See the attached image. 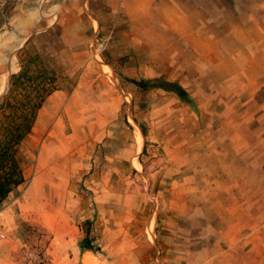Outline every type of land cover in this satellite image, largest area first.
Instances as JSON below:
<instances>
[{
    "label": "rangeland",
    "instance_id": "obj_1",
    "mask_svg": "<svg viewBox=\"0 0 264 264\" xmlns=\"http://www.w3.org/2000/svg\"><path fill=\"white\" fill-rule=\"evenodd\" d=\"M0 164V264H264V0H0Z\"/></svg>",
    "mask_w": 264,
    "mask_h": 264
},
{
    "label": "trees",
    "instance_id": "obj_2",
    "mask_svg": "<svg viewBox=\"0 0 264 264\" xmlns=\"http://www.w3.org/2000/svg\"><path fill=\"white\" fill-rule=\"evenodd\" d=\"M41 78L43 80L35 85L36 88L35 97H37V102L35 103L33 110L29 111V113L32 114L31 120L34 117V113L41 107L43 100L53 91V88H49V86L52 85L51 80L49 78L47 79L44 78V76H42ZM130 83L142 91H149L156 89L163 92L172 93L184 105H186L192 110H195L191 97L176 82L154 79V80L130 81ZM28 131L29 128H26V130H22L20 134L17 133V135L15 136L16 139L15 142H18L22 138V136L27 134ZM0 176H2L0 177V202H1L10 192V189H8L7 186L9 185V180H11V175L8 174L7 171L2 172L1 164H0ZM83 240L85 242V239ZM81 249L91 251V247L86 242L84 244L81 243Z\"/></svg>",
    "mask_w": 264,
    "mask_h": 264
},
{
    "label": "crops",
    "instance_id": "obj_3",
    "mask_svg": "<svg viewBox=\"0 0 264 264\" xmlns=\"http://www.w3.org/2000/svg\"><path fill=\"white\" fill-rule=\"evenodd\" d=\"M37 74V71H35L34 73H33V75H31V77H30V81L29 82H26V84H28V87L30 86V89L32 90V93H35L36 92V88H35V85L37 84V83H40L43 79L41 78V77H38V76H40V75H36ZM39 74V73H38ZM55 77V76H54ZM50 80L52 81V78H50ZM53 82H55V80L54 81H52V84H53ZM51 93H57V90H53ZM55 99H56V96H53L52 98H50L48 101H46V103L47 102H49V101H52V104L54 103V101H55ZM46 103H45V105H46ZM51 104V105H52ZM45 105H43V107L45 106ZM43 107H42V109H43ZM38 127H40V126H37V123H36V129H38Z\"/></svg>",
    "mask_w": 264,
    "mask_h": 264
},
{
    "label": "bare ground",
    "instance_id": "obj_4",
    "mask_svg": "<svg viewBox=\"0 0 264 264\" xmlns=\"http://www.w3.org/2000/svg\"><path fill=\"white\" fill-rule=\"evenodd\" d=\"M62 166H63V165H62ZM62 166H61V167H62ZM54 172H55V171H54Z\"/></svg>",
    "mask_w": 264,
    "mask_h": 264
}]
</instances>
